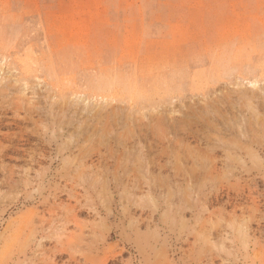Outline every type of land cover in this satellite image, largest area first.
<instances>
[{"label": "rangeland", "instance_id": "rangeland-1", "mask_svg": "<svg viewBox=\"0 0 264 264\" xmlns=\"http://www.w3.org/2000/svg\"><path fill=\"white\" fill-rule=\"evenodd\" d=\"M55 251L264 264V0H0V264Z\"/></svg>", "mask_w": 264, "mask_h": 264}, {"label": "bare ground", "instance_id": "bare-ground-1", "mask_svg": "<svg viewBox=\"0 0 264 264\" xmlns=\"http://www.w3.org/2000/svg\"><path fill=\"white\" fill-rule=\"evenodd\" d=\"M240 37V36H239ZM208 54V53H207ZM184 58V57H183ZM182 64V63H181ZM158 65V63H157ZM52 67V66H51ZM60 67V66H59ZM153 68V67H152ZM163 68V67H162ZM160 69V68H159ZM202 69V68H201ZM204 69V68H203ZM156 72V71H155ZM158 74V73H157ZM201 75V73H199ZM91 77V76H90ZM205 79V78H204ZM203 79V80H204ZM201 81V80H200ZM163 83V82H162ZM242 86V85H241ZM213 96V95H212ZM190 99V98H189ZM208 128V127H207ZM132 134V133H131ZM203 134V133H202ZM206 138V137H205ZM204 140V139H203ZM254 141V140H253ZM248 155V154H247ZM128 158V157H127ZM54 159V158H53ZM211 163V162H210ZM229 171V170H228ZM231 172V171H230ZM145 173V172H144ZM52 181V180H51ZM46 184H49V183H46ZM128 193V192H127ZM177 194V193H176ZM195 196V195H194ZM210 196V195H209ZM256 200V199H255ZM254 201V200H253ZM115 209V208H114ZM117 209V208H116ZM195 212V211H194ZM118 213V212H117ZM71 214V213H70ZM74 220V219H73ZM111 224V223H110ZM126 225V224H125ZM205 226V225H204ZM117 233V232H116ZM113 234V233H112ZM113 237V236H112ZM182 241V240H181ZM68 243V241H67ZM34 245V244H33ZM66 245V244H65ZM132 246V245H131ZM104 247V246H103ZM112 247V246H111ZM240 247V246H239ZM65 249V248H64ZM94 249V248H93ZM112 249V248H111ZM98 250H99V247H98ZM176 250V249H175ZM65 251V250H64ZM102 253V252H101ZM176 253V252H175ZM36 255V254H35ZM91 256V255H90ZM107 256V255H106ZM53 257L54 258H60V259H63V258H66L68 259V261H74L78 264H94V262L90 259V258H85V259H82V258H79L73 254H66V253H63L61 251H55L53 253ZM111 258V257H110ZM109 258L108 257H104V260H103V264H107ZM117 260V259H116ZM252 260V259H251ZM240 262V261H239ZM56 263V262H55Z\"/></svg>", "mask_w": 264, "mask_h": 264}]
</instances>
